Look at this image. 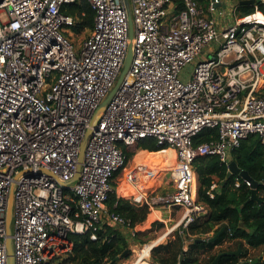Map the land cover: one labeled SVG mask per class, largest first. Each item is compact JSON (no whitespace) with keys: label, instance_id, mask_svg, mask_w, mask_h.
<instances>
[{"label":"built area","instance_id":"obj_1","mask_svg":"<svg viewBox=\"0 0 264 264\" xmlns=\"http://www.w3.org/2000/svg\"><path fill=\"white\" fill-rule=\"evenodd\" d=\"M81 1L0 0V264H8L12 191L15 264H75L72 234L97 241L100 230L118 226L137 235L131 219L107 205L111 179L126 165L124 147L154 138L175 149L166 189L144 191L150 211L169 212L160 219L173 222L168 235L177 228L185 234L207 213L196 158L216 156L229 169L245 139L264 143V0L245 14L238 0H183L181 7L130 0L133 43L124 0H86L95 24L78 48L70 32L77 18L64 9ZM131 43L130 69L93 125ZM209 128L217 135L196 144ZM89 129L80 177L72 181ZM241 183L238 177L235 186ZM150 258L147 264H156Z\"/></svg>","mask_w":264,"mask_h":264},{"label":"trees","instance_id":"obj_2","mask_svg":"<svg viewBox=\"0 0 264 264\" xmlns=\"http://www.w3.org/2000/svg\"><path fill=\"white\" fill-rule=\"evenodd\" d=\"M182 1L176 0L180 7L183 5ZM261 8H264V4H261ZM254 9V5L241 6L243 13H250ZM64 11L76 16L78 21L76 32L86 28L91 30L94 27L95 10L86 0L68 5ZM212 135L216 136L217 130L206 129L195 138V143L207 141ZM134 145L139 149L137 155L135 151L130 150ZM134 145L124 147L127 160L121 169H128V162L136 155L138 170L133 173L132 178L131 172L124 178H120L123 170L115 172L111 179L113 191L109 195L107 205L111 211L130 218L134 227H139L151 212L145 195L153 193L154 190L150 187H155L161 182L159 178L165 171L163 166L168 162L170 149L168 146L158 145L154 138L140 139ZM232 159L243 170L248 171L254 180H264V143L256 135L245 139L241 147L233 151ZM194 168L199 183L198 200L206 206L207 213L197 217L185 234L180 233V229L177 228L165 243L154 246L150 250L152 260L156 264H180V257L184 254L181 264H214L221 252L241 248L242 252L239 255H224L217 264H239L255 259H258L255 264H264V184L257 188L258 199L250 200L252 186L247 185L239 175L227 179L228 167L221 164L216 156L196 158ZM126 176L131 182L126 180V185L120 186L119 189L124 194L121 196L117 193V188ZM238 177L242 183L236 187L235 181ZM140 183L143 184L141 189ZM214 183L217 186L212 190L215 193V197L212 198L208 191ZM147 189L150 190L145 193ZM163 224L161 221H154L151 228L138 230L134 239L146 243L148 239H145V236L148 232L155 226L160 227ZM222 227H225V230L216 240L212 242L199 240L213 237ZM99 235V240L95 241L89 234H72L74 252L70 261L75 264H116L120 255L127 256L131 253L129 240L118 227L107 226L106 230L99 231ZM225 243L229 245L223 247ZM218 247L221 248L214 251ZM206 253L209 254L203 258L202 255Z\"/></svg>","mask_w":264,"mask_h":264},{"label":"rangeland","instance_id":"obj_3","mask_svg":"<svg viewBox=\"0 0 264 264\" xmlns=\"http://www.w3.org/2000/svg\"><path fill=\"white\" fill-rule=\"evenodd\" d=\"M91 30L89 28H86V29L82 30L81 32H76L77 30H75V28H70V32L72 33L74 43H75V45L78 48H81L83 46L84 40L88 37V35L90 34ZM196 63H197V61L192 63V64L187 65L183 69V71L181 73L182 80L187 81L190 78V75L192 74ZM130 150L135 151L136 155H137V152L139 151V149L137 148V145H134L133 147H131ZM136 155L128 162V164H127V168L128 169H121V170H123V174L121 173L120 178L121 177L124 178L126 174H128L130 172H134L135 169L138 170L137 167H136L137 164H136V161H135ZM169 164L170 163L167 162L166 165L163 166V170H165V171H163L161 173V177L159 178L161 182L159 184H157V186H155V187H150V189L154 190L155 192H161V191H164L166 189L167 182L171 178V170L169 169V167H170ZM148 167L151 168V166H148ZM126 180H127V182H131V181L128 180V178L126 176V179H124L123 182L120 183L118 185V188H117V193L119 195H121V196H124V194H122V192L120 191L119 188L122 185H126V183H127ZM119 182H120V180H119ZM158 210L163 212V217H165L167 219L169 218L170 214H169V212H166L167 209H158ZM153 212L154 211L151 210L150 214H152ZM181 213H182V211L179 212V213H175L174 214L175 219L179 218ZM150 214L148 215L147 220H145V222H143V223H141L139 225L138 230L143 231L144 229L151 228L152 224L156 220L163 222L162 220L164 218H162L161 215H159V214L153 215L152 214L151 217H150ZM157 217L159 219H157ZM160 219H162V220H160ZM163 223L164 224L162 226H160V227L155 226L154 229H152L150 232H148L147 236H145V239H148V241L146 243H141L139 240L134 239L132 237L131 233L128 231V229L116 226L127 236L128 240H129V249L131 251V253L129 255H127V256L120 255L119 258L116 261V264H133V263H135L136 260H138V254H140L142 256H145L143 249L146 248V245H148L146 253L148 254V256H150V250L156 243H158V244L165 243L169 239V237L171 235V234H168V235H166V234H167V231L169 230V228H171L173 226L172 225L173 222L172 223L163 222ZM210 235H212V234H210ZM186 242L189 243L190 241H186ZM158 244H156V245H158ZM228 245H229V243H225L223 247H227ZM220 248L221 247H218L214 251H218ZM208 254L209 253H206V254L202 255V257L204 258Z\"/></svg>","mask_w":264,"mask_h":264},{"label":"water","instance_id":"obj_4","mask_svg":"<svg viewBox=\"0 0 264 264\" xmlns=\"http://www.w3.org/2000/svg\"><path fill=\"white\" fill-rule=\"evenodd\" d=\"M124 1H125L127 10L129 12L130 38L132 39V43H133L135 30H134V23H133L132 16H131V1L130 0H124ZM254 3H256V0H243V1H241V5H253ZM132 43L129 45L128 54L126 56L122 72H121L115 86L110 91V93L107 95V97L104 99V101L101 103L100 108L96 112L94 119H93V125H96L98 123L100 113L107 107L109 101L111 100L113 95L118 90L120 84L122 83L124 76L127 74V72L130 69L132 59H133V45H132ZM92 131H93L92 129H89L87 131L85 138L81 144V151H80V155H79L78 168H77V172L74 175V178L72 179V181H76L80 177L81 163L83 162L86 145H87V142H88L90 135L92 134ZM233 175H239L243 179L251 180L252 181V195L250 197V200L258 199L257 188L259 185L264 184V180L263 181L254 180L252 178V176L249 174V172L246 170H243L235 160H232L229 164L227 179H230V177H232ZM13 205H14V198H13V191H12L10 194L9 205H8V210H7V234H8V237H7V241H6V247H7V253H8V264H15L14 248H13V240H12ZM224 230H225V227H222L221 230L216 235H214L213 237L208 238V239H199V240H207L209 242H212V241L216 240ZM241 252H242L241 248H239L237 250H229V251L221 252L216 257L214 264H217L219 259L224 255H227V254L239 255ZM183 259H184V254L180 257V264L182 263ZM257 261H258V259H255V260H250L248 262L239 263V264H255Z\"/></svg>","mask_w":264,"mask_h":264},{"label":"bare ground","instance_id":"obj_5","mask_svg":"<svg viewBox=\"0 0 264 264\" xmlns=\"http://www.w3.org/2000/svg\"><path fill=\"white\" fill-rule=\"evenodd\" d=\"M169 149H170V156H169L168 162L170 163L169 165L171 167V166H173L175 164L176 152H175V149H173V148H169ZM156 212H159V211H154L153 213H156ZM147 246L148 245H146V248L143 249L145 256H142V255L138 254V260H136L135 263H133V264H147L148 259H149V256L146 253Z\"/></svg>","mask_w":264,"mask_h":264},{"label":"crops","instance_id":"obj_6","mask_svg":"<svg viewBox=\"0 0 264 264\" xmlns=\"http://www.w3.org/2000/svg\"><path fill=\"white\" fill-rule=\"evenodd\" d=\"M242 1H243V0H242ZM238 3H239V5H240V11H241V6H242V5H241V1L238 0ZM259 3H260V2H257V0H256V3L253 4V5L255 6V9H254L252 12H254V11L256 10V6H257V4L259 5ZM241 13H242V14H245V13H243L242 11H241ZM250 13H251V12H250ZM232 160H233V159H232ZM135 171H136V170H135ZM160 212H161V211L156 212V213H153V215H155V214H159V215H161L162 218H164L165 220H167V218L163 217V212H161V213H160ZM166 212H168V211H166ZM157 219H159V218L157 217ZM173 229H175V226L173 227ZM166 235H167V234H166ZM166 235H165V236H166ZM165 236H164V237H165ZM156 244H158V243H156ZM156 244H155V245H156ZM155 245H154V246H155ZM154 246H153V247H154ZM150 255H151V254H150Z\"/></svg>","mask_w":264,"mask_h":264}]
</instances>
